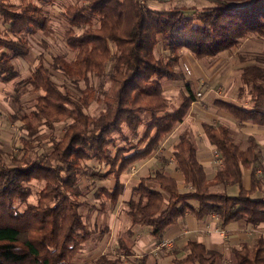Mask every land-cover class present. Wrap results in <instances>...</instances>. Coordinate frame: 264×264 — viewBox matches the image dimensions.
Segmentation results:
<instances>
[{"label":"trees","instance_id":"1","mask_svg":"<svg viewBox=\"0 0 264 264\" xmlns=\"http://www.w3.org/2000/svg\"><path fill=\"white\" fill-rule=\"evenodd\" d=\"M54 1L0 0L5 26L0 31L1 81L19 76L12 60L31 51L30 38L35 32L47 30L49 17L43 6ZM209 1L211 6L197 11L176 6L157 9L146 0H85L64 5L62 39L74 55L72 59L54 55L49 67L40 53L26 79L38 93L34 108L8 117L21 121L25 137L20 138L24 149L20 157L10 155L6 163L0 150V264H71L94 232L78 210L85 203L79 188V178L87 174L85 162L107 167L96 173L99 178L115 179L113 189L101 188L115 203L124 190L119 180L123 170L148 157L182 121L194 100L187 83L179 107L168 111L162 81L179 78L175 69L178 50L186 47L196 57L214 56L249 33L264 34V0ZM159 42L173 57L155 56ZM39 43L47 46L45 41ZM108 62L111 65L106 70ZM51 68L66 78L82 80L84 87L75 83L77 93L59 84ZM92 76L106 82L95 83ZM239 83L238 102L217 98L214 105L238 123L264 126V65L258 60L248 62L240 71ZM94 103L101 108L90 113ZM54 122L66 123L63 136L51 139L50 150L37 154L38 126H53ZM142 124L145 128L138 142L146 143L138 148L126 131L135 135ZM201 126L221 158L212 179L197 158L194 142L184 133L174 145V163L190 189L180 191L173 177L155 171L140 178L126 201L125 214L131 224L149 226L157 240L186 210L197 218L214 211L221 225L239 219L253 227L264 223V196H253L261 187L255 166L262 167L254 140L249 138L242 148L225 123L203 121ZM118 137L124 141L121 145ZM110 148H115L113 154ZM244 169L250 170L249 188L243 185ZM32 180L43 183L34 203L29 201ZM226 183L234 185L236 192L211 189ZM183 249L185 254L174 257L171 264H216L220 258V253L195 239H188ZM230 252L234 264H264L262 237L252 245L241 242ZM119 261L118 256L103 253L92 263Z\"/></svg>","mask_w":264,"mask_h":264},{"label":"rangeland","instance_id":"2","mask_svg":"<svg viewBox=\"0 0 264 264\" xmlns=\"http://www.w3.org/2000/svg\"><path fill=\"white\" fill-rule=\"evenodd\" d=\"M237 1L239 2L241 0ZM70 2L83 4L84 0H55L54 2L43 6L44 11H46L49 17V26L47 30H38L35 32L30 38L31 51L25 57H18L14 60V63H16L15 67L18 69L20 76H22L23 79L17 83H14L13 80L6 83L0 82V150L2 151L1 158L6 163L10 160V155L20 157L24 153L23 144L20 138L25 137V131L21 125V121H12L8 119V117L12 114L19 115L27 113L34 108L37 93L31 88V85L26 81V78L29 76L35 64L39 61V54H43L44 62L49 67H51L50 64L54 55L62 54L67 59H71L74 55V52L65 46L62 39V31L65 28V19L63 17L64 5ZM207 5H212L209 0H172L169 5L163 4L162 6L163 9L176 6L182 9H189L190 11H197ZM0 31H5V26L2 23L1 17ZM39 40L45 41L47 46H42L39 43ZM155 56L158 58L170 59L173 57V53L159 42L155 48ZM253 60H258L259 63L264 65V34L259 35L249 33L245 37L240 38L238 43L232 48L220 51L214 56L205 55L202 57H196L189 51V49L181 47L178 50V63L175 67L179 73V78L176 80L162 81L163 92L169 104L168 111L176 110L179 107L184 96L187 94V83L191 85L194 100L188 107L182 121L159 142L155 150L150 154L149 157H153L152 162H149L146 167H143L141 172L137 171L138 173L136 172L137 174L134 177L137 179L141 175L148 176L155 170L164 171L168 170L167 168L176 169L175 163L169 152L173 151V146L179 141V137L182 134L187 133L194 142L198 152L207 150V153H209V156L212 159V164L215 165L207 170V178L211 179L214 169L220 163V156H218L219 154L212 145H210L211 147H207L203 143L204 136L201 133V123L203 121H208L214 124L225 123L229 127L235 141L242 148L247 146L249 138L254 140L262 167L258 165L255 166V172L260 178L261 187L253 194V196H264V126H253L251 124H244L245 122L238 123L228 114L221 116L216 110L218 107H216L213 102L217 98H223L235 102L234 99L237 95V89L240 84V71L244 65ZM110 65V62L106 64V70L110 68ZM52 76L56 82L73 89L77 93H79V91L73 87L75 83H77L80 88L84 87L82 80L66 78L56 69H52ZM91 80L95 83L98 81L106 82L104 79L98 80V77L96 76H92ZM197 91L201 92V96L196 95ZM100 108L101 105L94 103L90 107L89 112L95 113ZM146 117L147 116L144 115V118ZM65 127L66 123L64 122H54L53 126L46 123L40 124L35 137L37 154H43L49 151L52 145L51 139L62 137ZM144 128V124L140 125L138 133L135 135L126 131L128 140L133 144L137 143L139 147H143L146 141L138 142V139L144 132ZM117 139L118 145H121L124 142L120 137ZM114 150L115 148H110L112 154L114 153ZM154 160L157 162L155 163ZM138 162L131 164L123 172V179L129 178L131 166H135L138 170L140 165ZM85 164L87 165V174L82 175L79 178V188L81 190L80 198L85 203L83 206L79 207L78 210L82 214L84 222H86L94 232L89 237V240L83 244V250L80 253L83 254L88 252L89 255L92 256L101 253L108 254L110 257L118 256L120 259L119 264H160V261H158L159 258L166 259L163 264H171V260L174 257H182L185 254V250L183 249L184 245L182 246L177 239L166 237L164 235V237L157 240L154 245V255L158 256L157 259L156 257L153 258L146 255L139 256L142 258H135L124 253L122 249L128 244L123 240L125 238L122 235L123 231H120L119 227V229H117V236H119L118 239H120L125 245L118 241V239L116 242V238H114V230L109 229L105 223L108 220L109 209H111V211L115 210V215H117L118 212L117 217L124 214L123 211L126 209V201L119 200L120 197H122L120 196L116 203H111L105 194L101 192V186H106L111 189L113 185V180L108 181L107 179H100L96 173V171L104 172L107 167L98 164L96 161H86ZM247 172L248 171H246V173ZM246 173L245 178H248ZM130 183H132V181ZM179 183L182 184L184 182L179 179ZM29 184L33 191L29 197V201L34 203L36 201V193L43 186V183L37 180H32ZM229 187L230 184L226 186L218 184L212 186L211 189L215 190L218 188L219 190L230 192L231 189ZM180 189L189 190L190 187L182 184ZM223 226L224 225L219 223V230L223 229V234H225L227 230ZM249 230V236L243 240L248 245H252L258 236L260 237V235L264 234V226L261 228L258 226L250 227ZM105 239L109 244L106 245L103 243ZM163 240L169 241L171 245L157 249L156 245ZM226 242L228 247L231 248V246L239 245L241 241H225V245ZM230 248L229 251L226 250V252L219 251L221 261L220 263L217 261V264H234L235 261L230 252ZM164 255L166 257H164ZM91 259L92 258L88 256L85 260H81V256H77V258L73 259L71 264H93V260Z\"/></svg>","mask_w":264,"mask_h":264},{"label":"crops","instance_id":"3","mask_svg":"<svg viewBox=\"0 0 264 264\" xmlns=\"http://www.w3.org/2000/svg\"><path fill=\"white\" fill-rule=\"evenodd\" d=\"M171 1L172 0H167V1L146 0L148 5H150L153 8H157V9L158 8L159 9H163L162 5L163 4H165V5L168 4L169 5ZM84 2H85V0H84ZM207 6H209V5H207ZM207 6H203V7H207ZM111 46H112V44H111ZM111 48L113 49V47H111ZM23 57H25V56H23ZM17 58L18 57L14 58L12 60L13 63L15 62L14 60H16ZM20 58H22V57H20ZM15 64L16 63H14V65ZM15 69L18 71V69L16 67H15ZM18 73H19V76L17 78L12 79L14 81V83L20 82L23 79L22 76H20V72L19 71H18ZM29 76H30V74H29ZM12 80H9V81H12ZM9 81H7V82H9ZM166 81H168V80H166ZM0 82H5V81H1L0 80ZM162 86H163V84H162ZM37 95H38V93H37ZM236 98H237V95H236L234 101L238 102V100ZM220 99H223V98H220ZM216 110L221 116H225V115L228 114L226 111H224L221 108H217ZM228 115H230V114H228ZM244 124H251L253 126H258L256 124H252V123H249V122H245ZM201 130H202V126H201ZM201 133L203 134V130L201 131ZM63 134H64V131H63ZM203 136H204V134H203ZM203 143L205 144V146L211 147L210 146L211 144H209V142L207 141L205 136H204V139H203ZM138 148H142V147L138 146ZM173 148H174V146H173ZM173 151H174V149H173ZM173 151L169 152V153L172 156V160L174 161V153H173ZM196 154H197V158H198L199 162L203 165V167L205 169V172H206V176H207L208 175L207 170L209 168H211V166H215V165L212 164V159L209 156V153H207V150H205L203 152H198L196 150ZM149 156L146 157V158L140 159V161L137 160V161L133 162V163H137L139 161L138 163L140 165L138 167V170H137V168H135V166H131L130 167L131 171H130L129 178H124L123 179L122 174L133 163H131L127 168H125L123 170V172L120 174L119 180H120L121 183H123L124 190H123V192L120 195L122 197L119 196L120 197V199L118 198L119 200L127 201L129 199V197L131 195L132 188L137 186V184L139 183L140 178L142 177V175L140 177H138L139 176L138 175L137 176L138 178L136 179V177H134V176L138 172H141L143 170V167H146L147 164L149 162H152V160H153V157L151 158ZM219 159H220V161H219L220 163L214 169V172L212 173L211 179L214 176L216 169L221 164V158H219ZM154 162L156 163L157 161L154 160ZM167 169L168 170H164V171L163 170H155V171H161L164 174H166V175H168L170 177H173L178 183L179 190L183 191V192L187 191V190H181L180 189V186L182 184H185V185L189 186V184H187L184 181V178H183V175L181 174V172L177 168L176 169L167 168ZM246 171H248V172L246 173ZM245 173H246V175H248V178H245ZM109 178H111V179H109ZM100 179H107L108 181L113 180V185H112V188H111V189H113V187L115 185V179L112 176H109L107 178H100ZM179 179H181L184 183H182V184L179 183ZM131 181H132V183H130ZM223 185L226 186V185H229V184L226 183V184H223ZM243 185H244L245 188H249L250 187V170L249 169H245V171L243 170ZM101 188H106L108 190H111V189H109V187H106V186L105 187L101 186ZM229 188L231 189V191L228 192L230 194H233L237 190L236 187L233 186V185H230ZM215 190H219V189L217 188ZM190 202L195 207V209H197L196 201L191 200ZM117 206H118V203H117ZM117 206H116V209H117ZM115 212H116L115 210L111 211V209H109V211H108V220L105 223V225H107L109 229H113L114 230V238H116V242H117V239L119 238V236H117V229H119V227H120V231H123L122 235L125 237L123 240L128 244V245H126V247H124V248L122 247L123 248L122 250L124 251V253H126L127 255H129L131 257H135V258H142V257H139V256L140 255H142V256L146 255V256H149V257H153V258L156 257V259H157L158 256L154 255L155 254L154 253L155 252L154 245H155L157 239L152 234V232L150 230V227L147 226V225H138V224H134L133 225V224H131V222L126 217L125 209L123 211L124 214L122 216H120V217L119 216L117 217L118 212H117V215H115ZM262 226H264V224L260 223L258 225L259 228H261ZM223 227L227 230V232L225 234L221 233L220 230H219V220H218L216 212H214V211H211V212L207 213L203 217L197 218L193 211L186 210L183 213V215L180 216L175 223L171 224L167 228L164 236L170 237V238L173 237L174 239H177V241L180 242V244L182 246L185 245V243H186V241L188 239H195L197 241L202 242L207 249L214 250V251H217L219 253V251H222V252H226V250L229 251L230 247H228L227 242H226V245L224 244L225 241H229V242L230 241L231 242H240L241 241V242H244L243 240H245L246 237L249 236V234H250L249 228L253 227V226L248 225L243 219H239V220L230 222L229 224L224 225ZM260 237H262L263 240H264V234L260 235ZM257 238H259V236ZM88 240H89V238L86 241H88ZM118 241L122 242L120 239H118ZM103 243H105L106 245L109 244L108 241H106V239L104 240ZM118 246L121 247L120 245H118ZM231 247H233V246H231ZM129 248H131V249H129ZM82 250H83V248H81V250L76 254L75 258H77V256L78 257L81 256V260H85L89 256L90 258H92L91 260H93L97 256L103 254V253H101L99 255H93L92 256V255H89L88 252L83 253V254L80 253ZM121 254H123V253H121ZM164 257H166V256L164 255ZM168 257H167V259H168ZM165 260H166L165 258H162V259L159 258L158 261H160V264H163L165 262ZM220 261H221V258H219L218 263H220Z\"/></svg>","mask_w":264,"mask_h":264},{"label":"built area","instance_id":"4","mask_svg":"<svg viewBox=\"0 0 264 264\" xmlns=\"http://www.w3.org/2000/svg\"><path fill=\"white\" fill-rule=\"evenodd\" d=\"M196 95H197V96H201V92H200V91H197V92H196ZM220 232H221V233H224L223 229H220ZM170 245H171V243H170L169 241H167V240H163L162 242H160V243H158V244L156 245V248L159 249V248H163V247H168V246H170Z\"/></svg>","mask_w":264,"mask_h":264}]
</instances>
